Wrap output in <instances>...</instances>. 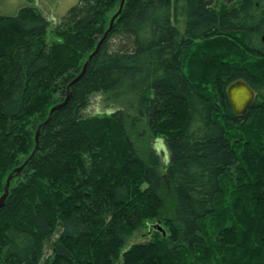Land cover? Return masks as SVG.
Returning a JSON list of instances; mask_svg holds the SVG:
<instances>
[{"label": "trees", "instance_id": "obj_1", "mask_svg": "<svg viewBox=\"0 0 264 264\" xmlns=\"http://www.w3.org/2000/svg\"><path fill=\"white\" fill-rule=\"evenodd\" d=\"M224 1L124 0L97 50L120 0L0 16V264H264V0Z\"/></svg>", "mask_w": 264, "mask_h": 264}, {"label": "rangeland", "instance_id": "obj_2", "mask_svg": "<svg viewBox=\"0 0 264 264\" xmlns=\"http://www.w3.org/2000/svg\"><path fill=\"white\" fill-rule=\"evenodd\" d=\"M78 0H0V16H8L12 17L17 15L18 11L25 7H34L38 9L41 14L49 21V28L47 31V38H50V31L54 27V25L58 22V20L72 7L77 3ZM218 5L220 7L225 6L224 0H217ZM120 3V2H119ZM119 4L117 7H115L110 13H109V19L107 20V23H110L111 18L114 16V14L118 11ZM109 25V24H108ZM127 101L125 100H119V101H105V99L100 96L96 95L91 98L90 106L87 114H94L95 112H110L114 111L118 108H126ZM142 128V126H141ZM140 128V129H141ZM136 137V136H134ZM143 139H138L137 143L138 145L144 149L147 148H154L157 152H163L166 155L164 142L162 139H150L147 136ZM136 140V138H135ZM155 141V142H154ZM166 161H163V164ZM160 171H163L161 168ZM163 197L165 200V211L169 213L170 210V203H171V194L168 189V186L164 185V192ZM155 220L149 221L146 223V225L155 224ZM145 227L137 230L132 237L129 239V241L126 244V247L136 244V243H142L146 241H150L152 237L150 235H147V229ZM163 227L167 229L164 225ZM50 255V250H45V257Z\"/></svg>", "mask_w": 264, "mask_h": 264}, {"label": "water", "instance_id": "obj_3", "mask_svg": "<svg viewBox=\"0 0 264 264\" xmlns=\"http://www.w3.org/2000/svg\"><path fill=\"white\" fill-rule=\"evenodd\" d=\"M123 3H124V0H120V3H119V9L118 11L114 14V16L111 18L110 20V23H109V27L107 29V31L105 32V34L103 35L102 39L100 40V42L98 43L97 47H96V50L98 49L99 47V44L101 43V41L105 38L106 34L110 31L112 25H113V22L114 20L117 18V16L120 14L121 10H122V7H123ZM262 42L264 43V36L262 37ZM95 50V52H96ZM94 52V53H95ZM94 53H92L89 57V59L94 55ZM89 61V60H88ZM88 61L85 62L84 66H83V70L81 72V74L78 76V78H76L71 84H73L75 81H77L84 73V70L88 64ZM226 96H227V99H228V102L230 103L231 107H232V110L234 112V114L238 117H241L243 116L246 111L250 108V106L252 105V103L254 102L255 100V93L247 86V84L243 81H236L232 84H230L227 89H226ZM68 99V96L67 98L65 99L64 103L66 102V100ZM63 103V104H64ZM62 104V105H63ZM58 107L60 106H55L54 108H52L50 110V113H49V116H48V119L43 123V125H45L48 120L50 119L51 117V114L52 112L57 109ZM40 127L37 128V131H36V134H35V143H37V133H38V130H39ZM37 146H35L34 148V151L32 153V155L34 154L35 150H36ZM31 155V156H32ZM24 164L22 166H20L18 169H16V172L18 173L22 168H23ZM10 177L11 175L7 178L6 180V184H5V188H4V193L3 195L1 196L0 198V206L2 205L4 199L6 198L7 196V193H8V187H9V181H10ZM262 195H263V198H264V189H263V192H262ZM153 231H156V232H159L161 233V235H165V232L163 230V228L161 227L160 225V222H157L155 224H150V225H147V232L146 234L147 235H151V233Z\"/></svg>", "mask_w": 264, "mask_h": 264}, {"label": "bare ground", "instance_id": "obj_4", "mask_svg": "<svg viewBox=\"0 0 264 264\" xmlns=\"http://www.w3.org/2000/svg\"><path fill=\"white\" fill-rule=\"evenodd\" d=\"M256 98V97H255Z\"/></svg>", "mask_w": 264, "mask_h": 264}]
</instances>
